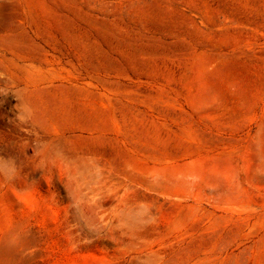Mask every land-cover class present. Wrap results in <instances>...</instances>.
I'll list each match as a JSON object with an SVG mask.
<instances>
[{
    "label": "rangeland",
    "instance_id": "374dc122",
    "mask_svg": "<svg viewBox=\"0 0 264 264\" xmlns=\"http://www.w3.org/2000/svg\"><path fill=\"white\" fill-rule=\"evenodd\" d=\"M0 264H264V0H0Z\"/></svg>",
    "mask_w": 264,
    "mask_h": 264
}]
</instances>
